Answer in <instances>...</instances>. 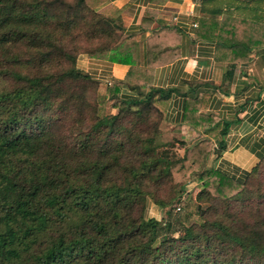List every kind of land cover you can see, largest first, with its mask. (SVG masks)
I'll return each mask as SVG.
<instances>
[{"label":"trees","instance_id":"obj_1","mask_svg":"<svg viewBox=\"0 0 264 264\" xmlns=\"http://www.w3.org/2000/svg\"><path fill=\"white\" fill-rule=\"evenodd\" d=\"M109 1L0 0V50L25 45L33 50L27 64L35 70H4L15 84L0 88V264H264V232L238 220L245 210H262L264 192L255 193L247 182L260 174L264 157L239 183L206 168L208 155L225 149L222 141L213 148L208 137L197 140L178 160L158 155L161 102L178 89H143L132 81L137 67L131 34L98 11ZM192 20L197 38L216 42V60H248L250 47L264 43L259 20ZM100 35L105 42L89 50L64 44L84 37L91 43ZM79 54L126 63L130 70L96 92L100 82L74 65L51 68L59 65L55 57L74 64ZM121 85L135 95L121 97ZM209 101V94L190 100L184 116L204 133L215 121L205 112ZM224 126L221 136L229 122ZM193 170L202 187L195 200L210 204V216L199 215L187 200L178 219L183 233L160 236L162 223L145 217L147 199L167 207L175 196L165 201L158 192ZM229 200L243 206L233 214L230 207L229 214L218 212Z\"/></svg>","mask_w":264,"mask_h":264},{"label":"crops","instance_id":"obj_2","mask_svg":"<svg viewBox=\"0 0 264 264\" xmlns=\"http://www.w3.org/2000/svg\"><path fill=\"white\" fill-rule=\"evenodd\" d=\"M98 10L131 34L137 67L133 82L143 89H178L161 102L163 123L191 143L208 137L214 148L222 141L225 149L211 152L206 168L243 183L264 157V43L250 47L248 60H216V42L197 38L192 18L227 14L264 25V0H111ZM79 62L83 72L102 84L121 82L130 70L129 64L108 58L85 55ZM202 94L210 95L205 112L215 119L210 133L184 117L188 102ZM119 95L135 92L121 85ZM225 122L227 133L221 136Z\"/></svg>","mask_w":264,"mask_h":264},{"label":"rangeland","instance_id":"obj_3","mask_svg":"<svg viewBox=\"0 0 264 264\" xmlns=\"http://www.w3.org/2000/svg\"><path fill=\"white\" fill-rule=\"evenodd\" d=\"M69 4H75L77 0H63ZM88 8H93V6L97 5V2L94 1V3L88 2ZM99 11V10H98ZM87 16H90L88 12ZM228 16L227 14H224L222 17ZM231 16V15H230ZM221 17V18H222ZM237 18H243V17H237ZM246 19V18H244ZM250 20V19H248ZM260 22V21H259ZM116 36L114 41L119 40L120 33L117 32L112 37ZM105 36L100 35L97 37V40H91L92 42L89 43L86 38H78L76 39L77 44H71L68 45L66 41L64 42L65 46L69 50H73L75 46H78L82 48V51L89 50L92 46H98L97 44H100V46L105 42ZM102 43V44H101ZM10 52H3L0 50V88L6 87L10 88L12 85L15 84L13 82V78L10 77L11 75L3 74L4 70L8 69L11 71H20L21 73H34L35 70L29 68L27 62L31 59V55L33 53L32 49H29L25 45H16L9 48ZM12 54L15 55V57H12ZM2 55V56H1ZM85 55L79 54L76 57V62L74 64L71 63L70 59L68 57H55L60 62L59 65L56 67H51L52 69H59V68H69L70 66L74 65L81 74H87L83 72L79 67V60H81ZM2 57L5 59L2 60ZM13 58H17L19 61L14 62ZM37 60L34 61V64H36ZM20 62L24 67H20ZM80 63V62H79ZM27 65V67H26ZM79 67H78V66ZM96 92L104 90V86L102 83H97V85L94 87ZM92 96L94 95V91H91ZM115 102V100H114ZM108 111H110L112 114L116 112L115 108H112L111 110L108 108ZM107 111V112H108ZM156 117H154L155 119ZM157 122V119H156ZM155 124V123H154ZM156 127L158 130V135H156L155 143L158 146L157 151L158 155L161 157L168 156L171 157V160H178L182 157H185L186 154H189V150L192 145V141H185L180 138V134L176 132L175 129L170 128L167 126L163 121L160 123H156ZM189 143H191L189 145ZM260 174L252 175V177L248 180L247 186L251 188L255 193H263L264 192V162L261 163L259 166ZM200 172L198 170H193L187 173L185 175V179L180 180L177 184H171L164 186L156 195L158 198H163L165 201H168L170 197L175 196V198L172 200L171 203L168 204L167 207H158L156 203L154 202V199L152 197H149L147 200L146 210H145V217L150 218L154 217L157 220H159L162 223V233L160 236H179L183 233L182 226L178 223V219L181 215L184 214L186 211V202L187 200H192L195 205L196 209L199 213V215H203L206 213L207 218L210 216L208 208H210V204L208 202H196L195 197L199 190L202 188L201 183L197 180V175ZM152 187H150L151 189ZM156 190L153 188L152 191ZM248 195V194H247ZM246 195V196H247ZM237 203V204H235ZM243 206V202L235 201V200H229L228 203L224 202L220 205V209L218 212L221 214H229L226 210L228 208L230 209V213L237 212L240 210V208ZM177 207L180 209L177 210ZM262 210L259 212V214L256 213L255 209L252 208V210H245L244 216H241L238 220H240L242 223L246 225V227L251 230L253 228L258 227L264 232V204L261 206ZM247 211V212H246ZM227 218L228 216H224ZM224 220V219H223ZM225 221V220H224ZM169 224V227H168Z\"/></svg>","mask_w":264,"mask_h":264},{"label":"built area","instance_id":"obj_4","mask_svg":"<svg viewBox=\"0 0 264 264\" xmlns=\"http://www.w3.org/2000/svg\"><path fill=\"white\" fill-rule=\"evenodd\" d=\"M192 26H193V27H196V23H193ZM179 209H180V208L177 207V210H179Z\"/></svg>","mask_w":264,"mask_h":264}]
</instances>
